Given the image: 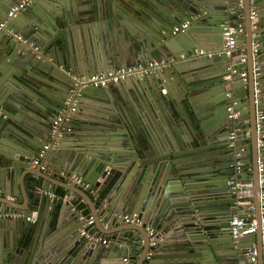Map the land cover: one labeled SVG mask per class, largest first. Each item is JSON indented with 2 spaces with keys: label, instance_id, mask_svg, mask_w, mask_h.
<instances>
[{
  "label": "water",
  "instance_id": "1",
  "mask_svg": "<svg viewBox=\"0 0 264 264\" xmlns=\"http://www.w3.org/2000/svg\"><path fill=\"white\" fill-rule=\"evenodd\" d=\"M20 1L0 0V23L5 25L0 30V110L14 114L7 105L15 102L35 105L44 115H56L71 95L73 103L80 92L92 100L94 135L68 149L64 139L51 137L45 116L36 124L18 116L7 119L0 113V210L26 215L36 211L48 219V225L40 227L24 219L10 226L9 219H0V230L8 228L6 240L12 244V250L0 252V264H104V257L123 259L128 252L137 256L136 264H160L162 259L251 264L253 248L256 264H264L260 229L237 238L228 229L232 216L243 208L236 205L228 182L236 160L243 164L240 182L252 183V193L246 198H251L250 206L255 217L259 216L256 129L257 112L264 110V0H257L263 3H258L254 30L262 41L256 77L248 0L242 8L236 0H30L23 11L8 17L10 8ZM155 3L157 27L142 19L140 11ZM236 13L242 19L234 20ZM126 15H134L142 30L127 21ZM185 20L190 21L188 28L171 35L173 26ZM223 21L244 25L246 81L240 76L239 50L231 56L222 51ZM98 27H102L101 37L94 35ZM17 34L28 42L15 39ZM241 36L237 35V42ZM120 37L127 39L124 47L115 45ZM29 42L45 58L53 59L39 56ZM195 49L218 53L190 56ZM151 60L164 61L167 66L144 80L129 78L104 88L79 85L76 93L71 91L75 81L66 74L70 70L88 75ZM147 82L152 89H146ZM256 89L261 95H255ZM230 105L237 113L234 119L228 117ZM149 116L174 138L164 149L146 139L138 148L133 140L127 121L143 124L142 119ZM11 121L19 127L10 128L9 145L14 150L7 149L2 140L7 139L4 129ZM260 125L264 134V123ZM23 126L28 129L26 136L19 133ZM233 130L235 145L231 147L229 133ZM18 139L25 140L21 155L13 146ZM49 139L44 158L47 168L34 170L30 164L34 152ZM260 152L264 160V139ZM250 165L252 174L247 177ZM71 173L89 181L93 193L64 179ZM51 179L61 183L68 195L82 192L95 224L115 225V230L107 232V245L74 237L84 214L75 201L55 203L43 196L48 183L57 184ZM119 214H136L143 224L126 223ZM206 217L214 220L205 223ZM146 224L167 232L166 241L150 246ZM197 226L204 231L198 233ZM134 241L139 245L130 252Z\"/></svg>",
  "mask_w": 264,
  "mask_h": 264
},
{
  "label": "built area",
  "instance_id": "2",
  "mask_svg": "<svg viewBox=\"0 0 264 264\" xmlns=\"http://www.w3.org/2000/svg\"><path fill=\"white\" fill-rule=\"evenodd\" d=\"M246 0H236V4L238 7L242 8L245 4ZM250 4V11H249V20L251 25V59L253 62L252 72L256 77L260 73V68L258 66V57H259V50H258V42H257V35L254 32L255 30V22H256V15L257 10L254 7V0H248ZM30 4V0H21L14 6L10 8L7 13L8 17H12L17 13L23 11L28 5ZM190 24L189 20H185L181 22L179 25L173 27L172 32L174 34L178 32H182L188 28ZM4 23H0V30L4 27ZM222 28V36H223V48L222 51L227 55L231 56V54L235 50H239V61L240 64V76L243 81L247 80L248 72L246 70V63H247V52L246 49L243 47H238L237 45V35L244 34V25L242 23L231 24L229 21H223L220 24ZM15 39L21 42H28L27 39L23 38L21 35L17 34ZM28 46L34 51L42 55L40 48L29 42ZM218 53V51H211L205 49H195L190 56L194 55H208L212 56ZM185 57V56H183ZM167 66L164 61H157L151 60L145 63H137L131 64L128 66L117 67V68H110L103 71H97L88 75H79V74H71L74 81L80 87H86L88 85L93 87L104 88L108 87L109 85H114L120 83L129 78L133 79H143L146 76L151 74H155L157 71H161ZM230 69V68H228ZM231 70V69H230ZM231 72H236V69L231 70ZM255 95H261L260 90L256 89ZM264 97V94L262 95ZM229 114L228 117L230 119H234L237 116L236 111L233 108V105H230L227 108ZM77 111V101H73V103L69 104V106L63 110H60L51 120L50 125V132L52 138H60L65 133L72 131V120L74 118V114ZM264 120V110H260L257 115V146L259 148V153L257 157V171H258V188H259V216L258 218L254 216H247L244 217L239 214H234L229 221L228 229L233 238H237L240 236H244L247 234L255 233L258 229L261 230V237L264 245V160L263 154L260 152V148L263 144L264 134L262 130V126L260 122ZM229 146L233 147L235 145V130L229 133ZM56 141L53 142V147L56 146ZM51 143L48 141L46 144H43L35 153L34 157L31 160V164L39 168L40 170H45L47 165L44 163V158L48 149L50 148ZM237 155H239L237 153ZM242 161L236 160L233 165V174L229 178V188L234 194L236 205L241 204L244 202L246 198V194L252 193L251 186L252 183H241L240 182V174L242 171ZM61 173V172H60ZM59 173V174H60ZM65 180H68L75 184L76 186L80 187L82 190H91L92 185L89 181H87L83 176L80 174H73L64 175ZM45 195L49 197L51 200L55 202H71V197L68 195L65 196H58L48 188L44 191ZM13 218V219H24L27 222L34 223L36 221V216L34 213L26 215L22 212H4L0 211V218ZM119 217L122 218L126 223L135 224V225H142L143 220L138 217L136 214H119ZM94 225V217L92 215L86 216L84 219V223L82 224L81 228L79 229V235L86 241L94 242V243H101L107 245L110 241L109 237L102 236L99 233L92 232L90 230ZM145 230L149 235V245L155 246L159 237H158V230L155 226L151 224L145 225ZM256 250L253 248L251 249V253L249 255V261L251 264H256ZM124 262H127V258L123 259Z\"/></svg>",
  "mask_w": 264,
  "mask_h": 264
},
{
  "label": "crops",
  "instance_id": "3",
  "mask_svg": "<svg viewBox=\"0 0 264 264\" xmlns=\"http://www.w3.org/2000/svg\"><path fill=\"white\" fill-rule=\"evenodd\" d=\"M258 3L262 4L263 1L260 2V1L254 0V7L256 8L257 12H258V6H259ZM156 4H158V3L152 4V7H150L149 10L148 9H144V8L141 9L142 7H140L142 19H145L148 24H150V25H152L154 27H157L156 23L158 22V16L154 13V10H159V8L157 7ZM46 5H48V4L46 3ZM126 16H128L127 17L128 20L126 19L127 21L131 22L134 26H136V27H138V28H140L142 30L143 26L141 27V25L138 24L140 21L138 19H136V17L134 15H126ZM220 16L222 17L221 13H220ZM239 19H242L241 15L236 13L235 17H234V20H239ZM172 34H174V33L171 32V35ZM94 35L96 37L98 35H99V37H101L102 36V27H98L95 30ZM77 36H78V34H77ZM256 38H257V42H258V45H259V42H262V41L259 40L258 35H257ZM80 40H81V37H80L79 41ZM126 40L123 37H120V38L116 39L115 45H118L119 47H124L126 45V43H127ZM57 41H58V43L60 45L62 44L60 40H57ZM263 41H264V39H263ZM95 42H97V40H95ZM246 44H247L246 36L242 35L239 38V40L237 42V45H238V47H243V48L246 49V47H245ZM82 45H84V43H81V46ZM51 52H52V54H54V49H52ZM41 53H42L41 57L45 58V53L42 52V51H41ZM45 59L47 61H51V59H53V58L48 56ZM247 64H248V62L246 63V70L248 72V67H247L248 65ZM66 74L71 76L72 73H71L70 70H66ZM151 75H149V77ZM71 78L73 79L72 76H71ZM144 79L145 78H143V80ZM78 86L79 85H77L76 82H75V88L71 90L72 93H76L75 90H76V88ZM146 89L147 90L152 89L149 83H148V86H146ZM79 93L75 97L76 99H74V101H77V111L74 114V118H73L72 124H71L72 125V131H70L68 133H65L63 136H61V138L64 139L63 140V141H65L64 144H65V146L68 149H72L74 147H77L76 144L83 143V142L86 141L88 136H93L94 135V132L92 130L94 128V127H92V125H93L92 122L95 120L93 118V116L95 114V110H94V107H92V105H91L92 104V100L90 98H88L87 96L81 95ZM127 94L130 95L129 92H127ZM157 95H159V93H157ZM71 97H72V95L69 97V100L72 102V98L73 97L72 98ZM69 100L66 102V107L60 108V110H63V109L68 107V105L71 103ZM7 106L14 110V114H12L11 112H7L6 110H3V109L0 110L1 115H3L4 118H7V119H8L9 116L12 117V118H15L16 116H18L20 119H26L27 121H33L34 123L37 124V123L40 122V119H42L43 116H45L44 120L51 125V120L55 116V115H49L50 113L49 114L47 113L46 115H44L43 112L39 109V107H37L35 105H32V107L30 105L23 106L21 103L15 104V102H14L13 105L9 104ZM80 108H82V109H80ZM258 113H259V111L257 112V115H258ZM138 119L139 118H137L135 120L138 122ZM139 120H141V119H139ZM142 121L144 122L143 124H138V123H136L135 121H133L131 119L127 121L128 127L132 130L131 132H133L134 135H135V137H133V140L137 144L138 148L142 147V143H144L145 139L148 142L150 141L153 144V146L157 147L158 149H164L167 146L168 142L174 141V138H173L171 132L168 129H166V131H163L159 127L157 121L154 120L152 117L149 116L148 118H145V119L143 118ZM261 122L264 123V120L261 121ZM0 123H1V121H0ZM7 125L8 126H5L6 128L4 129L5 132H7V134H6L7 135V139L2 138V140L7 142V143H5V146L7 147V149H11L12 145L11 146L9 145V144H12L11 143L12 134L10 132V128H13L15 130L16 128H19V127L16 126V125H13V121L8 122ZM27 131H28V129L23 126L22 132H19V133L21 134V136H26L24 133H27ZM23 141H25V140H22V139L13 140V146H15V148L17 149V151H16L17 155H21L22 154L20 152H22V150H23V148H22L23 145H24ZM49 142H50V139H49ZM78 148H80V147H78ZM12 150H14V148H12ZM36 152L37 151H35L34 153H36ZM248 158H249V156H248ZM30 164H31V162H30ZM54 165L58 166L56 161L54 162ZM31 167L35 168L34 170L38 169L36 166H34L32 164H31ZM245 173L247 174V177H251V174H252L251 165L246 168ZM56 174L59 175V171ZM51 176H53V175H51ZM60 179L62 180V178H60ZM51 180L53 182H57V184L48 183L46 190L48 188H50V190H52V192L54 194L58 195V196L68 195L67 190L61 185V183H59L57 180L56 181H54L53 179H51ZM86 193L91 195L93 193V190L92 189L91 190H87ZM80 195H82L84 197L82 192H79V191L76 192V194L74 196L68 195L69 197H71V201H75V203H78V205L81 207V210H82V212L84 214V215L81 216V219L83 221H81L80 218L78 220L80 222V224H79V228H77L76 231H74V237L75 238H79L80 237L79 229L81 228L82 224L84 223V219L86 218V216L92 215V213L90 212V209H89L86 201L83 200V197H81ZM43 196H45V198L48 199V201H51V202L53 201L49 197H47L45 195V193H44ZM53 202H55V201H53ZM251 202H252L251 198H246V200L244 202H242L241 204H238L237 205L238 207H243V208H239L236 211V214L242 215L244 217H247V216H254L255 217V213H254L252 207L250 206ZM55 203H59V202H55ZM0 211H2V210H0ZM4 212H9V211H4ZM32 213H34V215L36 216V221L33 224L37 225L38 227H40L42 225H44V226L48 225V219H47L46 216L43 215V216L40 217V213L36 212V211H34ZM0 219H3L4 222L7 219H9L10 226L12 225V223H14L12 221L16 220V219L7 218V217L6 218H0ZM213 220L214 219H212L210 217L204 218V222L205 223H210ZM91 227L92 228L90 230H92V232L94 231L96 233H100L103 236H109L108 233L110 231L115 230V225H111V224H99V223L95 224L94 223V225L91 226ZM155 227L157 228L158 233H159V239L158 240L166 241L165 239H166V237H168V233L167 232L166 233H161L160 229L157 226H155ZM196 231L199 233L200 231H204V230L203 229L202 230L199 229V226H197ZM6 232H8V228H3L2 230H0V252H8V251L12 250V244H10V242L6 240L7 239ZM171 232L173 233L172 230L169 233H171ZM4 233H5V235H4ZM175 235L176 236H180V235H182V233H178V234H175ZM133 245H135V246L130 247L128 249V251L130 250V252H133L132 250H136V248L138 247V246L136 247V245H139L138 241H134ZM110 253H111V250L108 252V254H110ZM188 254L189 253H187V255L184 254V257L188 256ZM125 255H126L125 258H127V262L123 261L124 258L121 259L120 257H117L115 259V257H112V256L104 257L103 258V262H104V264H136L135 263L136 259H137L136 255H130L129 252L125 253ZM160 261H161L160 264H188V263H185L184 261L177 262V263H169V262H167L166 260H163V259L160 260Z\"/></svg>",
  "mask_w": 264,
  "mask_h": 264
},
{
  "label": "bare ground",
  "instance_id": "4",
  "mask_svg": "<svg viewBox=\"0 0 264 264\" xmlns=\"http://www.w3.org/2000/svg\"><path fill=\"white\" fill-rule=\"evenodd\" d=\"M133 255V254H132Z\"/></svg>",
  "mask_w": 264,
  "mask_h": 264
}]
</instances>
